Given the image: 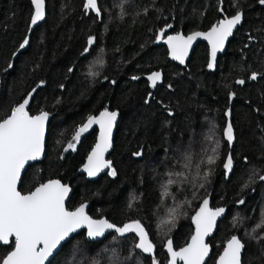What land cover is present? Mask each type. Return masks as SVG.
I'll use <instances>...</instances> for the list:
<instances>
[{"label": "trees", "instance_id": "obj_1", "mask_svg": "<svg viewBox=\"0 0 264 264\" xmlns=\"http://www.w3.org/2000/svg\"><path fill=\"white\" fill-rule=\"evenodd\" d=\"M45 3V19L30 30L31 0H0V116L34 88L29 113L42 109L50 114L44 159L27 167L20 192L50 178L69 180L68 209L89 202L92 217H105L118 226L140 219L159 264L169 262L168 239L174 250L187 242L193 230L191 216L210 195L211 206L224 207L226 215L208 241L212 252L206 264H214L233 235L245 243L242 264H264L260 253L264 239L255 238L264 236V181H259L264 175V6L257 0H99L97 16L84 7L86 0ZM238 9L244 13L243 23L218 57L214 72L206 71L208 49L203 43L184 67L168 59L166 35L206 30ZM89 36L96 40L84 52ZM25 37L29 43L20 49ZM97 59L104 64L92 67L99 75L91 76L90 66ZM153 72L161 73L155 87L149 79ZM253 72L256 80L249 78ZM240 79L245 80L243 85L236 82ZM105 108L120 113L111 167L96 181L81 174L73 178L96 130L83 134L75 151L63 149L75 127ZM229 120L235 132L231 142L235 167L226 181L222 164L230 145L224 135ZM206 127L212 129L203 135ZM216 140L219 159L209 165L206 157L213 155ZM140 148L143 156H133ZM186 155L191 156L192 167L188 180L181 182L168 173L184 171ZM111 168L116 169L115 177ZM209 170L204 180L203 173ZM168 179L176 183L168 186L165 196ZM130 195L138 197L131 208ZM241 199L243 204L238 203ZM171 209H176L174 225L161 224ZM136 242L134 234L119 237L116 232L89 242L81 231L49 264H152L150 254L134 249ZM9 250L1 246L0 255Z\"/></svg>", "mask_w": 264, "mask_h": 264}, {"label": "snow or ice", "instance_id": "obj_2", "mask_svg": "<svg viewBox=\"0 0 264 264\" xmlns=\"http://www.w3.org/2000/svg\"><path fill=\"white\" fill-rule=\"evenodd\" d=\"M260 5H264V0H257ZM34 5V12L29 16L30 24L36 25L45 18V0H31ZM222 3V0H221ZM86 9L94 11L97 16L101 14L99 0H86ZM123 15V5H120ZM148 8L143 11L146 14ZM223 11V9H220ZM244 17L242 10H237L230 18H225L213 25L208 32H194L187 37L177 33L167 37V43L171 50V56L184 63L192 42L199 36H203L211 44L210 61L208 68H214L218 51L224 48L225 41L232 35L233 29L239 25ZM171 27V25H168ZM164 30L160 32L163 38ZM96 37L87 38V47L84 52L94 44ZM29 39L25 37L19 45L20 49L25 48ZM103 49H101V52ZM103 59H97L90 66L89 75H99L96 71H91L96 65L103 66ZM11 67V65H9ZM71 71V69H69ZM258 74L253 72L250 79H257ZM137 79V77H133ZM149 79L155 87L157 81L161 79L160 72H153ZM243 85L245 80L236 81ZM44 82L41 81L40 84ZM115 83V81H113ZM39 87V85L37 86ZM63 87V86H61ZM171 87V85H169ZM36 89L28 92L21 102L12 107L7 114L0 116V243L7 245L11 250L0 255V264H45V261L58 250L61 243L66 241L71 234L78 229L86 227L87 237H101L108 230H114L119 237L126 234H134L138 242L134 244V249H139L142 253L152 254V264H159L155 259V245L149 239V233L140 219H133L123 223L122 226L109 222L107 219H93L89 216L85 208L86 204L81 203L74 211H69L65 207V200L70 192V188L59 180H49L41 183L33 191L22 194L18 190V183L21 179V171L29 161L37 160L44 152L45 131L49 119V112L40 110L38 114L32 115L28 108L33 93ZM232 96L235 93H231ZM148 102L147 100L145 101ZM171 114V113H169ZM228 115H231L229 110ZM118 117L117 111H109L107 108L100 112L99 116L89 115L86 122H81L75 127L71 140L67 142V147L63 151L76 150L81 136L87 133L93 125H99V140L92 148L87 157L84 169L89 177H95L105 168H110L112 162L104 159V154L112 147V133ZM224 135L229 143L235 139V132L231 121L224 129ZM219 141H215V146L211 148L213 155L206 157L207 164L211 165L219 159ZM143 148L132 153L133 156H143ZM247 161V157L244 158ZM203 163V161H201ZM184 171L168 173L169 176H176L181 182L188 180L186 173L191 170V156H185V163L182 165ZM199 168V165H196ZM223 168L230 173L233 168V158L229 153L223 162ZM211 170L203 173V179L207 180ZM110 175H117L116 169L111 168ZM200 175L199 171L196 173ZM264 180V176L259 177ZM176 183L173 179H168L163 186L164 195H169V185ZM195 186V185H193ZM203 187V184L199 185ZM247 186V185H245ZM138 199L135 195H130L128 207L131 208L134 201ZM238 203L243 204L241 199ZM209 201L203 203L194 217L195 234L191 237V242L178 251L173 249L171 239L166 241L167 250L170 253L168 264H205L206 258L210 253V246L205 242L207 237L215 227L216 218L225 212V208L219 207L215 210L209 209ZM167 220L161 221L164 225H174L176 220V209L170 210ZM264 225V220H262ZM247 235V234H246ZM257 240L264 239V236L255 237ZM117 237H113L116 240ZM245 243L242 239L233 235L219 254L216 264H242V253ZM261 256H264V247L260 249Z\"/></svg>", "mask_w": 264, "mask_h": 264}, {"label": "water", "instance_id": "obj_3", "mask_svg": "<svg viewBox=\"0 0 264 264\" xmlns=\"http://www.w3.org/2000/svg\"><path fill=\"white\" fill-rule=\"evenodd\" d=\"M258 4H259V3H258ZM259 5H260V4H259ZM260 6H264V5H260ZM33 12H34V6H33ZM94 13H95V12H94ZM95 14H96V13H95ZM96 15H97V14H96ZM233 15H234V14H233ZM99 16H100V15H99ZM231 16H232V15H230V16H223L220 20L225 19L226 17H227V18H230ZM45 17H46V3H45ZM44 19H45V18H44ZM44 19H43V20H44ZM43 20H42V21H43ZM220 20H219V21H220ZM42 21L38 22L37 24L41 23ZM217 23H218V22H217ZM217 23H214L213 25H215V24H217ZM242 23H243V20H242V22H241L239 25H237V26L233 29L232 35H230V36L227 38V40L225 41L224 48H223L221 51H218L214 68H211V69H210V68H208V66L206 65V71H208V72H214V71L216 70V68H217L218 57L221 56V55H223V54L225 53L229 41L231 40V38L233 37L234 33L237 31V29L241 26ZM37 24H36V25H37ZM213 25H212V26H213ZM33 26H34V25H31V26H30V30H31V28H32ZM212 26H210V27H209L208 29H206V30H195V31L189 32V33H187V34H184L182 31H179V32H177V33H179V34H181V35L187 37L188 35H190V34H192V33H194V32H208ZM177 33H170V34L166 35V36L163 38V44L165 45V47H166V49H167V57H168V59H169L170 61H172L173 63H175L176 65H178V66H180V67H184V66H186L187 62L190 60L194 48H195L199 43H203V44H205V45L207 46V49H208V60H207V64H208V62L210 61L211 44H210V42H209L207 39H205L203 36H199V37H197V38L192 42V46H191L190 49H189L188 56L186 57L185 62H184L183 64L180 63V61L175 60V59L171 56V50H170L169 45H168V43H167V37H168V36H174V35H176ZM257 77H258V76H257ZM250 80H252V79H250ZM255 80H256V79H255ZM30 92H31V91H30ZM33 95H34V93H33ZM32 99H33V98H32ZM32 99H31V101H32ZM31 101H30V104H31ZM30 104H29V107H30ZM28 109H29V108H28ZM102 111H104V110H102ZM102 111H100V112H102ZM109 111H117V112H118V117H117V120H116L115 126H114V128H113V133H112V147H111V148H110V149L104 154V159H105L106 161L109 160V156H110V154H111V152H112V150H113V143H114V137H115V133H116V128H117V125H118V123H119V119H120V113H119L118 110H109ZM100 112H99L98 114L94 115V116H99ZM37 114H38V113H37ZM34 115H36V114H34ZM49 122H50V115H49V119H48V122H47V125H46V131H45L44 152H43V154H42L37 160H35V161H29L28 164L25 165V168L21 171V179H20V182L18 183V186H17V187H18V190H19V185H20V183H21V180H22L23 174H24L25 170L27 169V167L30 166V165H33V164H35V163H37V162H41V161L44 159V156H45V148H46V139H47V131H48V125H49ZM85 122H86V121H85ZM94 129L96 130L95 141H94L93 145L91 146L90 150L88 151V153H87V155H86V157H85L83 163H82L81 166L78 168L76 174L73 176V178H75L76 175L81 174V175H84L85 178H86V180H88V181H96L98 178H100L103 174H105V173L109 170V168H105V169H103L101 172H99L97 176H95V177H89V176L87 175L86 170L84 169V165L87 163V157H88V155L91 153L92 148L95 146V144H96V143L98 142V140H99V132H100L99 125H93V126L89 129L88 132H92ZM88 132H87V133H88ZM84 134H85V133H84ZM231 150H232V143H230V145H229V150H228V152H227V155H228L229 153H231ZM227 155H226V157H227ZM231 155H232V153H231ZM226 157H225V159H226ZM225 159H224V161H225ZM234 167H235V162H234V160H233V168H232V171H231L230 173H228V172L223 168V164H222V168H223V170H224V175H225V179H226V181H227V180L229 179V177L231 176V174H232V172H233V170H234ZM262 176H264V175H262ZM49 180H59V181H61V183L67 185V186L70 188V192H69V194H68V196H67V198H66V200H65V207L67 208V202H68V200H69V198H70V196H71V194H72V188H71V186H70V184H69V180L66 181V182H63L62 180H60V179H58V178H51V179L46 180V181L43 182V183H47ZM259 181H262V180L259 179ZM263 181H264V180H263ZM38 186H39V185H38ZM38 186H36V187H38ZM34 189H35V188H34ZM34 189H33V190H34ZM33 190H31V191H33ZM19 191H20V190H19ZM21 193H22V192H21ZM22 194H26V193H22ZM204 199H207V200L209 201V204H208L209 209L215 210L216 208L222 207V206L212 207V206H211V203H210V195L206 196ZM204 199L201 200V202L199 203L198 207L196 208V210L194 211V213H193L192 216H191V225H192V228H193L192 233H191L189 239L187 240V242H186L183 246H181L180 248L187 246V244L191 242V237L195 234V228H196V226H195V223H194L192 217H194V216L196 215V213L199 211V209H200V207H201V205H202ZM83 203L87 205V207L85 208L86 213H87L89 216H91V215L88 213V208H89L90 203H89V202H83ZM79 206H80V204H79L78 206H76V207H79ZM76 207H75V208H76ZM75 208L72 209V210H71V209H68V208H67V209H68L69 211H74ZM223 208H224V207H223ZM225 215H226V209H225V212H224L221 216H219V217L216 218L215 227L213 228L212 232H211L207 237H205V242H206L207 244H209L210 249H211V250H210V253H209V256H208V257L206 258V260H205V264H206V262L208 261V259L210 258V256H211V252H212L211 245H210V243H209L208 241H209V239H211V238L214 236V234L216 233L218 223H219V222L225 217ZM91 217H92V216H91ZM92 218H93V219H97V220H98V219H106L105 217H98V218H96V217H92ZM107 220H108V219H107ZM109 222H110V221H109ZM111 223H112V222H111ZM81 231L84 232L85 238H86V240L89 241V242L100 241V240L104 239L109 233H111V232H115L114 230H108V231L105 232V234H104L103 236H101V237H97V238H94V239H93V238H89V237H87V229H86V227H82V228L78 229L75 233L71 234L70 237H69L66 241H68L70 238L74 237L76 234L80 233ZM231 237H232V236H231ZM231 237H230V238H231ZM230 238H229V239H230ZM229 239H228V240H229ZM228 240H227V241H228ZM66 241L62 242V243H61V246H62ZM227 241L224 243L223 248H222V250L220 251V253H222L224 247H225L226 244H227ZM0 246H7V245H4V244L0 243ZM61 246H59L58 250L55 251V252L53 253V255L50 256L49 259H48L47 261H45V264H49V262L51 261V259H52V258L56 255V253L60 250ZM180 248L176 249V251H178ZM220 253H219V254H220ZM219 254H218V256H219ZM242 254H243V253H242ZM150 255L152 256V254H150ZM218 256L216 257L214 264H216V261H217V259H218ZM152 258H153V257H152ZM170 258H171V256H170V253H169V260H170ZM167 264H168V263H167ZM177 264H182V262L178 260V261H177Z\"/></svg>", "mask_w": 264, "mask_h": 264}, {"label": "rangeland", "instance_id": "obj_4", "mask_svg": "<svg viewBox=\"0 0 264 264\" xmlns=\"http://www.w3.org/2000/svg\"><path fill=\"white\" fill-rule=\"evenodd\" d=\"M210 128H211V127H206V128H205V130H204V133H203V135H207V134H208V132H209V131H208V129H210ZM211 129H212V128H211ZM66 147H67V145H66Z\"/></svg>", "mask_w": 264, "mask_h": 264}, {"label": "flooded vegetation", "instance_id": "obj_5", "mask_svg": "<svg viewBox=\"0 0 264 264\" xmlns=\"http://www.w3.org/2000/svg\"><path fill=\"white\" fill-rule=\"evenodd\" d=\"M50 179H51V178H50ZM0 247H1V246H0ZM4 247H8V246H4ZM10 250H11V249H10ZM10 250H9V251H10Z\"/></svg>", "mask_w": 264, "mask_h": 264}]
</instances>
